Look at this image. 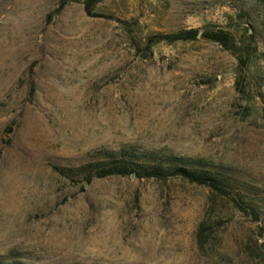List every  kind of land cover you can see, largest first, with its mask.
<instances>
[{"label": "rangeland", "instance_id": "obj_1", "mask_svg": "<svg viewBox=\"0 0 264 264\" xmlns=\"http://www.w3.org/2000/svg\"><path fill=\"white\" fill-rule=\"evenodd\" d=\"M84 1L0 0V262L264 264V0ZM203 26L253 34L242 70L200 38L144 49ZM120 157L202 170L225 193L85 183Z\"/></svg>", "mask_w": 264, "mask_h": 264}, {"label": "trees", "instance_id": "obj_2", "mask_svg": "<svg viewBox=\"0 0 264 264\" xmlns=\"http://www.w3.org/2000/svg\"><path fill=\"white\" fill-rule=\"evenodd\" d=\"M95 0H85L84 10L85 13H90V6L94 3ZM198 31H200L198 35ZM243 36L246 38V41L241 40L238 43L234 42L230 34L222 29H214L211 26H203L200 29L189 28L185 30H180L174 33L168 34H152L144 38V49L150 53L151 46L157 43L173 44L176 42H190L195 41L198 38L207 40L210 42L217 43L224 50L229 51L237 61V67L239 70L245 65V62L249 60L252 53L254 52V47L251 45L253 34L247 31L243 32ZM235 90L242 94L246 93L244 86L240 82L235 83ZM86 167H91L90 164H87ZM95 171L94 175L91 176L88 174L85 178V183L88 184L92 177L103 178L110 175H119L124 176L127 174H133L136 178L143 179H156L161 180L166 177H177L183 180H186L190 183L197 184L199 186H204L210 190L217 193H225L224 184L221 179H218L214 176L208 175L207 172L198 171L195 169H189L184 166H176L171 169H162V168H139L134 169L128 165V162L123 158H115L111 160L110 164L102 165L99 163L93 167ZM234 204L239 207L237 202ZM261 255L264 260V243H261ZM0 264H3L0 262Z\"/></svg>", "mask_w": 264, "mask_h": 264}, {"label": "water", "instance_id": "obj_3", "mask_svg": "<svg viewBox=\"0 0 264 264\" xmlns=\"http://www.w3.org/2000/svg\"><path fill=\"white\" fill-rule=\"evenodd\" d=\"M200 31H198V35H199Z\"/></svg>", "mask_w": 264, "mask_h": 264}]
</instances>
